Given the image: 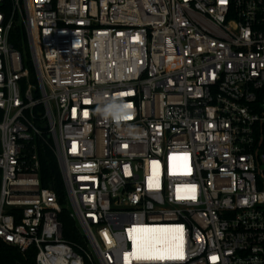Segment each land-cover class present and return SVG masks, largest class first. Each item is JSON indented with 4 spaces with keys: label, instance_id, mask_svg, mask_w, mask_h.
<instances>
[{
    "label": "built area",
    "instance_id": "obj_1",
    "mask_svg": "<svg viewBox=\"0 0 264 264\" xmlns=\"http://www.w3.org/2000/svg\"><path fill=\"white\" fill-rule=\"evenodd\" d=\"M0 173L35 264H264V0H0Z\"/></svg>",
    "mask_w": 264,
    "mask_h": 264
},
{
    "label": "trees",
    "instance_id": "obj_2",
    "mask_svg": "<svg viewBox=\"0 0 264 264\" xmlns=\"http://www.w3.org/2000/svg\"><path fill=\"white\" fill-rule=\"evenodd\" d=\"M9 40L10 44L15 49L19 50L25 62L29 65L28 50H24V45L27 46V43L21 25H17L11 30ZM43 139L44 142H39L37 149L41 184L44 187L51 188L56 193L62 207L58 218L62 223L63 234L65 239L73 244L75 241H80V236L75 228L74 221L69 216V210L66 207L67 200L60 169L52 151V140L46 131L43 134ZM0 264H35L34 250L30 249L25 254H22L16 247L0 241Z\"/></svg>",
    "mask_w": 264,
    "mask_h": 264
},
{
    "label": "rangeland",
    "instance_id": "obj_3",
    "mask_svg": "<svg viewBox=\"0 0 264 264\" xmlns=\"http://www.w3.org/2000/svg\"><path fill=\"white\" fill-rule=\"evenodd\" d=\"M25 49H27V50H28V47L24 45V50H25ZM25 59H26V58H25ZM32 76H33V74H32ZM33 77H34V76H33ZM33 82H35V80H34V79H33ZM0 177H1V173H0ZM66 207H67V209H68V204H66Z\"/></svg>",
    "mask_w": 264,
    "mask_h": 264
},
{
    "label": "bare ground",
    "instance_id": "obj_4",
    "mask_svg": "<svg viewBox=\"0 0 264 264\" xmlns=\"http://www.w3.org/2000/svg\"><path fill=\"white\" fill-rule=\"evenodd\" d=\"M157 237H158V236H157ZM150 239H151L152 242L156 241V238H155V240H154L152 237H151ZM158 239H159V238H158ZM158 241L160 242V240H158Z\"/></svg>",
    "mask_w": 264,
    "mask_h": 264
},
{
    "label": "snow or ice",
    "instance_id": "obj_5",
    "mask_svg": "<svg viewBox=\"0 0 264 264\" xmlns=\"http://www.w3.org/2000/svg\"><path fill=\"white\" fill-rule=\"evenodd\" d=\"M145 258H152V257H145ZM159 258L163 259V257H159Z\"/></svg>",
    "mask_w": 264,
    "mask_h": 264
}]
</instances>
